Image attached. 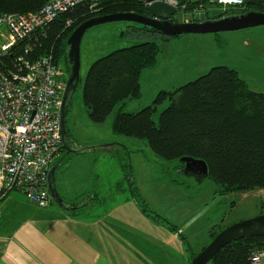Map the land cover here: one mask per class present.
<instances>
[{"label":"trees","instance_id":"16d2710c","mask_svg":"<svg viewBox=\"0 0 264 264\" xmlns=\"http://www.w3.org/2000/svg\"><path fill=\"white\" fill-rule=\"evenodd\" d=\"M48 1L0 0V12L37 11ZM177 1L181 11L193 14L209 3L225 6L221 14L212 17L208 14L205 18L249 10L264 11L259 0H247L236 7L212 0ZM127 11L148 13L140 0H100L99 8L95 10L89 1L79 3L29 38L27 42L32 48L26 55L33 59L52 54L55 64L70 73L68 39L74 29L94 16ZM128 33L145 39L99 57L88 71L83 98L94 122H104L120 101L140 96L142 74L156 65L162 50L159 42L172 37L139 23L131 25ZM16 48L17 45L7 54L12 66ZM18 52L22 50L18 49ZM167 99L170 104L160 112L158 124L153 115L158 105ZM113 128L117 135L147 140L155 153L167 160L178 161L181 170L185 166L182 157L205 160L208 177L217 183L216 192L220 195L264 189V92L252 89L233 67L213 66L207 73L179 87L161 90L154 101L141 110H119ZM68 134L70 136L69 127ZM124 165L125 182L130 185L137 203L157 221L135 186L132 166ZM223 228L222 224H216L211 232L218 233ZM174 230L178 231V228ZM181 236L192 260L196 253L187 237L183 233ZM262 250L264 235L246 237L224 246L210 263L252 264L253 253Z\"/></svg>","mask_w":264,"mask_h":264},{"label":"rangeland","instance_id":"374dc122","mask_svg":"<svg viewBox=\"0 0 264 264\" xmlns=\"http://www.w3.org/2000/svg\"><path fill=\"white\" fill-rule=\"evenodd\" d=\"M224 9V5L213 2L194 14L177 11L174 18L185 21L202 19L208 14L210 17L217 16ZM134 24L126 20L105 22L88 28L84 33L80 52L81 78L67 116V127L73 138L70 136L63 143V155L70 150V142L81 148L98 143L119 142L117 138L120 135L113 128L114 117L119 110H141L150 105L161 90L179 87L207 73L216 65L237 69L240 77L252 89L264 92V25L214 33H185L159 42L162 50L156 65L142 74L140 96L120 101L104 122H94L83 98L88 71L99 57L145 39L128 33L130 26ZM65 71L61 78L67 82L70 73ZM169 104L170 100L167 99L158 105V110L153 115L156 123L159 124L160 112ZM144 142L147 148L140 145L125 157L129 165H135V172L132 167L133 178L137 181L135 186H138L143 201L160 224L170 230H184L196 254L212 240V232H206L208 225H228L264 213V194L262 202L258 200L257 205L243 202L241 192L220 195L216 192L218 185L213 179L208 177L199 180L195 175L184 173L178 166V161L163 158L151 149L147 140ZM112 152V158L105 157V163L104 160L99 163L104 164L108 171H111L116 162V153ZM140 160L143 162L142 168L138 165ZM24 195L27 196L25 193Z\"/></svg>","mask_w":264,"mask_h":264},{"label":"crops","instance_id":"0c3cea01","mask_svg":"<svg viewBox=\"0 0 264 264\" xmlns=\"http://www.w3.org/2000/svg\"><path fill=\"white\" fill-rule=\"evenodd\" d=\"M117 140L86 148L70 142L75 152L63 155L62 145L51 162L57 191L68 207L76 209L64 208L53 199L39 207L19 190L0 200V264L191 263L181 236L184 230H170L147 215L125 182L126 155L147 144L127 136ZM112 151L116 162L111 173L99 163L112 158ZM142 163L138 162L141 168ZM263 194L264 189H256L242 193L241 198L257 205ZM214 225H208L206 232Z\"/></svg>","mask_w":264,"mask_h":264},{"label":"built area","instance_id":"2783aa9c","mask_svg":"<svg viewBox=\"0 0 264 264\" xmlns=\"http://www.w3.org/2000/svg\"><path fill=\"white\" fill-rule=\"evenodd\" d=\"M85 1L92 9L99 8L100 0H49L37 11L0 12V200L11 191L20 190L39 207L52 201L48 173L62 148L61 109L66 82L61 78L64 71L55 64L52 54L27 57L32 48L27 41ZM140 1L146 8L154 2ZM155 1L180 11L177 0ZM212 1L242 5L247 0ZM259 1L264 8V0ZM16 45L12 66L7 54ZM252 264H264V250L253 253Z\"/></svg>","mask_w":264,"mask_h":264},{"label":"water","instance_id":"95a60500","mask_svg":"<svg viewBox=\"0 0 264 264\" xmlns=\"http://www.w3.org/2000/svg\"><path fill=\"white\" fill-rule=\"evenodd\" d=\"M150 1L154 2L147 7V14L127 11L94 16L77 26L70 35L68 39V57L72 67L66 82L61 109L63 143L67 138H70L67 127V116L74 92L81 78V41L88 28L105 22L126 20L153 27L169 36H176L185 33H214L264 25V12L256 10L224 15L218 18L179 21L174 19L178 8L162 1ZM70 150L75 152L74 149ZM181 161L185 164L184 173L195 175L199 180L209 176V168L205 160L185 156L181 158ZM54 169L55 167L50 168L48 173V188L52 198L64 208L76 209L77 206L68 207L57 191L53 176ZM259 235H264V213L232 223L221 229L218 233L213 231L210 243L192 258L190 264H208L216 253L230 242Z\"/></svg>","mask_w":264,"mask_h":264},{"label":"clouds","instance_id":"9594fccd","mask_svg":"<svg viewBox=\"0 0 264 264\" xmlns=\"http://www.w3.org/2000/svg\"><path fill=\"white\" fill-rule=\"evenodd\" d=\"M256 11H260V10H256ZM264 12V11H263ZM238 13H240V12H238ZM233 14H236V13H233Z\"/></svg>","mask_w":264,"mask_h":264},{"label":"flooded vegetation","instance_id":"af4514ba","mask_svg":"<svg viewBox=\"0 0 264 264\" xmlns=\"http://www.w3.org/2000/svg\"><path fill=\"white\" fill-rule=\"evenodd\" d=\"M228 15V14H227Z\"/></svg>","mask_w":264,"mask_h":264}]
</instances>
